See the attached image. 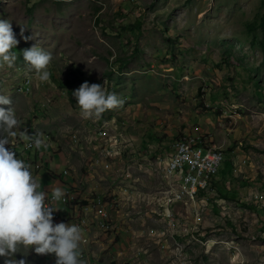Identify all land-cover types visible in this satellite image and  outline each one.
<instances>
[{
	"label": "rangeland",
	"instance_id": "374dc122",
	"mask_svg": "<svg viewBox=\"0 0 264 264\" xmlns=\"http://www.w3.org/2000/svg\"><path fill=\"white\" fill-rule=\"evenodd\" d=\"M0 19L19 40L13 67H0L12 101L0 107L15 111L25 151L22 133L49 138L41 170L37 153L16 151L46 198L59 179L82 197L71 206L82 264H264V0H0ZM33 46L52 54L48 82L23 60ZM85 81L123 106L84 119L72 93ZM185 135L226 162L210 191L178 199L165 219L177 186L167 158ZM84 200L109 203L108 232Z\"/></svg>",
	"mask_w": 264,
	"mask_h": 264
},
{
	"label": "clouds",
	"instance_id": "9594fccd",
	"mask_svg": "<svg viewBox=\"0 0 264 264\" xmlns=\"http://www.w3.org/2000/svg\"><path fill=\"white\" fill-rule=\"evenodd\" d=\"M18 43L11 22L0 19V67H13L17 60L13 49ZM22 57L35 71L39 81L50 80L51 73L47 70L52 61L50 52L33 46L23 50ZM31 87L32 81L28 78L19 90L28 93ZM72 95L84 119H99L107 110L124 104V100L117 94L107 92L100 84H89L87 81ZM11 103L9 96L0 94V105ZM20 128L21 122L13 108L6 110L0 107V260L3 264H26L25 259L18 260L15 255H24L23 253L31 250L39 256H54L55 264H82L79 253L81 228L76 224L53 222V213L57 210L46 202L45 192L41 188L40 180L31 171V166L18 158L23 153H37L40 162L35 165V170H41L42 160L49 147L40 149L47 146L42 139V133L31 137L22 133L29 141L28 147L39 149L24 151L23 143H13ZM12 144L15 146L11 147ZM17 150H23V153L19 155ZM37 166L39 169H36ZM59 182L63 187L68 181L59 179ZM50 193L52 200L56 202L62 201L66 195L64 187L63 190L56 188Z\"/></svg>",
	"mask_w": 264,
	"mask_h": 264
},
{
	"label": "built area",
	"instance_id": "2783aa9c",
	"mask_svg": "<svg viewBox=\"0 0 264 264\" xmlns=\"http://www.w3.org/2000/svg\"><path fill=\"white\" fill-rule=\"evenodd\" d=\"M102 141V135H97V141ZM32 151H38L34 146ZM42 149V148H40ZM25 151V148H23ZM171 154L167 158V165L173 167L174 179L181 180V182L188 187L190 194H195L198 189H206V193L210 191L209 182L212 179L213 174H218V168L222 167L226 162L222 158V154L218 153V148L209 146L202 137H200V142H190V135H185L176 141L171 149ZM66 176V172H64ZM131 175L126 174L127 179ZM64 192L66 193L64 199L60 202L52 200V196H47L46 201H53L54 209L58 207H64L66 209V214L59 217H53L54 223H69L74 224V213L71 210V203L74 202L75 198H82L79 193H76L73 188H71L70 183H64ZM225 201L221 200V203ZM176 204H179L178 197L174 198L171 204V213L165 219L172 218V209ZM85 208L89 209V214H93L95 217H99V224L101 232H108L110 228V215L108 214L109 206H100L98 201H88L84 200ZM264 210V204H263ZM101 218H108V227H101ZM82 230L83 227L79 226ZM81 243L85 245V238L82 236Z\"/></svg>",
	"mask_w": 264,
	"mask_h": 264
},
{
	"label": "bare ground",
	"instance_id": "6f19581e",
	"mask_svg": "<svg viewBox=\"0 0 264 264\" xmlns=\"http://www.w3.org/2000/svg\"><path fill=\"white\" fill-rule=\"evenodd\" d=\"M48 140H49V138H48ZM48 140H46L45 144L47 143ZM190 142H200V138H191L190 137ZM41 148H43V146ZM27 150L32 151V148H29L27 146ZM218 153L222 154V158L225 159V155L223 154L222 150L218 149ZM220 169H221V167L218 168V174H219ZM165 170H166L167 177L174 178L173 167L172 166H166ZM218 174H213L212 179L209 182V189L212 187V184H213L212 182L216 179ZM175 182L177 183L176 190H175V195H176V198L178 197V199H180V200L194 201L201 193L206 192V189H198L196 191V195L195 194H190V191H189L188 187H186L181 182V180H176L175 179ZM75 201H76V198L74 199V202L71 203V206L75 203ZM47 202L50 204L51 207H53V201H47ZM101 227H105V224H102ZM85 243H86V240H85ZM82 244H84V243H82Z\"/></svg>",
	"mask_w": 264,
	"mask_h": 264
},
{
	"label": "crops",
	"instance_id": "0c3cea01",
	"mask_svg": "<svg viewBox=\"0 0 264 264\" xmlns=\"http://www.w3.org/2000/svg\"><path fill=\"white\" fill-rule=\"evenodd\" d=\"M27 154H28V153H27ZM27 154H26V155H27ZM29 155H30V153H29ZM32 155H34V157L36 158L35 153H33ZM23 157H24V155H21V156H20V159H23ZM24 161L26 162V164H28V162H27L26 160H24ZM56 184H57V185L63 190V187H62V185H61L60 182H57ZM52 192H53V191H52ZM46 202H47V201H46ZM63 208H64V207H63ZM64 209H65V208H64ZM65 214H66V209H65V213H64L63 215H65ZM63 215H62V216H63ZM54 217H55V215H54ZM89 244H90V240H89ZM81 248L86 249L87 246H86V247H82V246H80V249H81ZM83 249H82V250H83ZM82 250L79 251V252H80V253H83L84 256H85V253H84L85 250H84V251H82Z\"/></svg>",
	"mask_w": 264,
	"mask_h": 264
},
{
	"label": "trees",
	"instance_id": "16d2710c",
	"mask_svg": "<svg viewBox=\"0 0 264 264\" xmlns=\"http://www.w3.org/2000/svg\"><path fill=\"white\" fill-rule=\"evenodd\" d=\"M212 183L214 184V181ZM213 184H212V186H213Z\"/></svg>",
	"mask_w": 264,
	"mask_h": 264
}]
</instances>
